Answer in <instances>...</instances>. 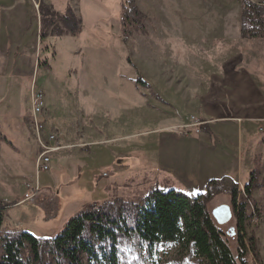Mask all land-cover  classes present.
Returning a JSON list of instances; mask_svg holds the SVG:
<instances>
[{
  "label": "rangeland",
  "instance_id": "obj_1",
  "mask_svg": "<svg viewBox=\"0 0 264 264\" xmlns=\"http://www.w3.org/2000/svg\"><path fill=\"white\" fill-rule=\"evenodd\" d=\"M28 1L32 19L21 14L20 22L24 18V28L29 24L27 34L31 31L32 36L27 43L34 52L27 59L31 62L28 73L20 77L26 87L35 81L43 91L47 131L57 133L66 146L55 155L49 172L36 175L30 96L28 105L27 98L19 104L22 116L12 112L2 116L6 124L0 123V199L7 208L0 236L25 231L38 238L52 237L89 203L120 198L142 205L153 189L195 195L165 171L161 161L159 166L152 165L149 157L162 153V135L171 131L187 136L191 130L200 134L195 126L204 124L194 113L197 105L202 110L204 101L198 97L203 95L198 90L203 83L195 80L209 79L211 68L205 61L210 54L191 50L193 46L183 40L190 35H182V29L190 28L188 22L202 16L199 0H136L146 18L144 32H133L127 38L121 35L124 0ZM39 2L58 14L71 8L82 22L81 33L41 38ZM234 5L238 6V0ZM178 12H184V17L179 18ZM186 14L194 19L187 20ZM244 42L241 68L264 92V38ZM256 121L260 128L252 150L260 153L251 165L258 180L248 199L244 230L247 236L254 235L259 253V262L248 255L249 264H264V117ZM8 141H15L12 144L25 151L30 145L31 150L24 154ZM249 173H242L238 180L246 183ZM36 182L43 190L24 199L31 190L27 184L34 186ZM222 205H229L225 197L214 198L209 212ZM218 226L233 250L234 218ZM178 249L174 244L159 243L149 255L141 252V264H173L180 256ZM2 254L0 240V257Z\"/></svg>",
  "mask_w": 264,
  "mask_h": 264
},
{
  "label": "trees",
  "instance_id": "obj_2",
  "mask_svg": "<svg viewBox=\"0 0 264 264\" xmlns=\"http://www.w3.org/2000/svg\"><path fill=\"white\" fill-rule=\"evenodd\" d=\"M38 12L41 38L81 33L82 22L69 7L58 14L39 2ZM145 19L136 0H124L122 37L144 32ZM239 36L247 40L264 38V1L241 0ZM198 129L207 132L204 124ZM257 175L255 168L251 170L241 189L235 179L222 176L208 180L204 190L195 195L153 189L142 205L120 198L89 203L52 237L38 238L25 231L0 236V264H141V252L147 256L159 243L178 246L180 256L173 264H249L248 255L259 262L256 239L244 230ZM221 196L229 202L235 221L233 250L208 209L214 198ZM48 205L52 207L50 201ZM3 208L0 203V226Z\"/></svg>",
  "mask_w": 264,
  "mask_h": 264
},
{
  "label": "crops",
  "instance_id": "obj_3",
  "mask_svg": "<svg viewBox=\"0 0 264 264\" xmlns=\"http://www.w3.org/2000/svg\"><path fill=\"white\" fill-rule=\"evenodd\" d=\"M199 4L203 8L198 10L202 16L188 22L190 28L182 29V35H190L183 40L193 46L191 50H205L210 54L209 61H205L211 68L209 79L195 80L203 83L198 86L203 95L198 97L202 96L204 101L202 110L197 105L198 111L194 113L204 122L207 132L195 134L191 130L189 135L182 136L169 131L170 134L162 135L159 140L162 153L149 157L152 165L159 166L161 161L163 169L174 174L192 194L202 192L208 180L222 176L233 179L236 176L235 180L241 183L239 175L253 170L251 162L260 153L252 150V141L260 128L256 120L264 117L263 89L241 68L244 41L248 40L239 36V0L237 7L235 0H199ZM200 5L195 7L200 8ZM21 14L32 19L28 0H0V123L3 124H6L3 115L12 112L22 116L19 104L27 98L25 104L28 105L30 96L31 84L26 87L20 76L28 73L31 62L27 59H31L34 47L27 43L32 35L31 31L27 34L29 24L24 28V18L20 22ZM184 15V12L177 13L179 18ZM185 17L194 19L190 14ZM167 25L171 31L170 22ZM19 139L16 136L20 145ZM12 142L9 143L14 146ZM15 148L19 152L21 148L24 154L31 150L30 145L26 146V151L22 146ZM2 206L4 214L7 205Z\"/></svg>",
  "mask_w": 264,
  "mask_h": 264
},
{
  "label": "built area",
  "instance_id": "obj_4",
  "mask_svg": "<svg viewBox=\"0 0 264 264\" xmlns=\"http://www.w3.org/2000/svg\"><path fill=\"white\" fill-rule=\"evenodd\" d=\"M30 106L32 113L30 127L36 145L34 167L36 175H38L39 173H45L51 170L53 166L52 161L54 160L55 155L63 150L66 145L61 142L57 133L47 131V126L45 125V120L43 118V110L45 106L44 93L40 88L35 86V81L30 85ZM200 124L195 126L196 132H200L198 129ZM188 132L185 135H189L190 132ZM29 186H31V190L29 193L24 194V199H30L32 196L34 197L36 191L39 190L38 184L34 186L27 184V187Z\"/></svg>",
  "mask_w": 264,
  "mask_h": 264
},
{
  "label": "water",
  "instance_id": "obj_5",
  "mask_svg": "<svg viewBox=\"0 0 264 264\" xmlns=\"http://www.w3.org/2000/svg\"><path fill=\"white\" fill-rule=\"evenodd\" d=\"M211 217L217 225L223 224L231 219L232 212L228 205H222L215 212L211 213Z\"/></svg>",
  "mask_w": 264,
  "mask_h": 264
}]
</instances>
